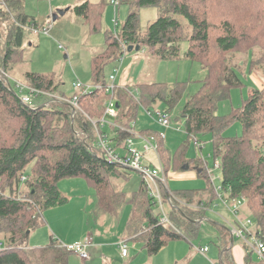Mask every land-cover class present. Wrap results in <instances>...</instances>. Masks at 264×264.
<instances>
[{
  "label": "trees",
  "instance_id": "16d2710c",
  "mask_svg": "<svg viewBox=\"0 0 264 264\" xmlns=\"http://www.w3.org/2000/svg\"><path fill=\"white\" fill-rule=\"evenodd\" d=\"M252 2L259 1L122 0L120 5H127L130 9L127 19L120 31L115 29L113 32H105L104 51L92 59V79L95 84L103 87L107 85L108 81L103 74L105 64L126 55L124 46H140L141 50L146 49L152 56L169 61L180 57L182 44L186 42L188 59L198 62L206 71L205 79L185 102L181 112L188 144L190 142L200 150L201 137H211L214 161H221L224 192L229 199L245 200L240 214L242 218L255 219V233L264 242V89H252L241 107L233 109L229 115H219L220 103L230 99L233 89H242L245 84L237 70L225 61L209 63L199 59L195 53L198 44L207 50L213 41L221 53L228 54L235 50L240 39L236 31L244 32L242 29L251 25L250 21H256L247 10ZM147 7L156 8L158 17L143 35L140 10ZM243 7H246L244 13L241 12ZM103 10V4L89 2L75 8L90 33L102 30ZM185 23L192 30L191 38L185 39L183 36ZM217 25H220L222 34L214 35L212 29ZM3 30L6 31L5 37ZM36 30L39 31L38 24L23 11L21 0H0L1 74L4 72L9 75L7 72L25 62L23 47L26 33ZM208 52L212 60L225 57ZM24 74L23 82L27 85L66 96L64 92H59L61 84L55 75L33 72ZM188 85L185 82H178L172 87L158 83L140 85V103L133 100L132 88L119 89L116 86L114 97L118 104L119 124L131 128L130 124L135 122L140 105L153 109L156 103L162 102L165 107L163 111H171L182 100ZM108 98L104 91L81 97L79 106L83 112L75 113L74 126H71L72 106L42 98L36 101L39 104L36 109H29L20 100L15 85L0 76V233L6 235L3 239L8 248L0 250V264L31 263L28 256L22 253L19 242H24L27 231L31 233L38 226L37 221H40L44 209L64 202L58 183L70 178L84 179L93 187L98 207L105 214L117 215L124 205H130L128 237L142 243V247L151 255L158 254L170 241L180 240V235L159 224L160 215L154 214L153 200L144 183L141 182L140 189L129 199L116 185V180L127 179L121 167L109 163L94 151L98 135L85 114L92 118L103 116L104 103ZM237 122L241 124V135L226 137L224 133ZM119 131L121 143L136 138L125 131ZM57 134L63 138L56 139ZM140 134L156 140L165 170H180L188 163L185 157L187 145L172 154L165 148L158 133L144 130ZM23 175H27L28 179L20 183ZM208 182L212 194L206 201L199 200L193 204L194 207L192 204L173 201L177 206L176 210L173 209L177 214L174 220L180 228L194 236L198 235L199 224L195 223L196 219L205 216L215 199L210 179ZM187 195L191 196L188 192L168 196L186 199ZM163 196L167 197L164 190ZM191 201L186 199V203ZM247 206L250 216L244 211ZM170 220L174 224L172 217ZM218 229V247L222 254L220 264H236L230 248L232 238L228 229L222 225ZM54 242L56 240L51 237L49 245L36 249L48 250V246ZM68 252L56 256L53 264H69L71 253ZM247 264H252L250 258Z\"/></svg>",
  "mask_w": 264,
  "mask_h": 264
},
{
  "label": "rangeland",
  "instance_id": "374dc122",
  "mask_svg": "<svg viewBox=\"0 0 264 264\" xmlns=\"http://www.w3.org/2000/svg\"><path fill=\"white\" fill-rule=\"evenodd\" d=\"M23 2V11L38 24L39 33L36 35L32 32L26 33V42L23 47V57L25 62L19 67L16 66L13 71L7 72L14 80L23 82L25 72H33L41 75H55L61 85L59 92H64L67 97L73 93V83L78 78L85 85L90 81L91 73L89 64L93 56L98 50L104 47L105 32L106 31H120L125 24L129 13L127 5H120L116 8L109 4L110 0H21ZM259 2H252L248 6L249 16L256 18V21H250L249 26L238 30L237 20V36L240 37L238 47L231 53H221L217 50L214 41L208 46L206 50L200 44L195 50L199 59L207 60L209 63L225 61L226 64L237 70L238 75L244 82V88L233 89L231 91L230 99L220 103L218 114L221 116L229 115L233 109L241 107L243 101L248 98L249 92L252 89H264V0H256ZM103 4L104 10L101 18L102 30L90 33L87 25L84 23L82 17H79L75 11L76 7H80L84 3ZM251 3V2H250ZM69 11L53 21V15L58 10ZM246 7H243L241 12L244 13ZM119 11V12H118ZM117 12V13H115ZM221 14V12L219 13ZM114 15L118 20V27H114ZM140 28L143 35L145 30L152 24L157 17V10L153 7H147L140 10ZM244 17V15H242ZM218 24L215 20H213ZM51 25L49 35L41 33L43 27ZM143 30V31H142ZM214 35L222 34L220 25L212 29ZM6 31H2L5 37ZM183 36L185 39L191 38L192 30L187 27V23L183 26ZM243 34V35H242ZM187 37V38H186ZM183 45L187 48V43ZM2 45H0V50ZM217 54L218 57L225 55L220 59L212 60L209 52ZM137 51L126 53L133 55ZM207 52V53H206ZM141 57V64L145 59H152L159 65L157 81L168 84L183 81L189 83L187 91L184 93L182 100L178 105L168 111L170 116V127L162 129L157 122L151 119L143 108H140L137 118V127L139 130L152 129L162 130L166 134L164 139L166 147L174 154L181 146H186L185 157L188 161H202L209 172L211 184L215 189V197L219 196V188L222 186V172L219 165L221 161L217 159L214 161L213 146L211 137H201L202 148L200 150L192 144H188V136L184 132V124L181 118V112L185 102L192 96L199 88L200 80L205 79L206 71L198 62H193L188 58L176 61H167L166 65H162L163 61L150 58L151 54L146 49L137 52ZM183 54V53H182ZM138 61V60H137ZM140 64V65H141ZM164 64V63H163ZM150 67V65H149ZM145 74L148 68L145 67ZM157 70V68H156ZM253 76V79L250 76ZM0 76L3 75L0 73ZM61 76V77H60ZM63 77V79H62ZM77 77V78H76ZM109 79V78H108ZM146 79V76L145 78ZM254 80V82H253ZM136 81V80H135ZM11 83V82H10ZM13 83V82H12ZM91 84V83H90ZM159 109H165L159 108ZM74 108L72 109L71 126H74ZM94 122V117H90ZM94 119V120H92ZM93 125V124H92ZM94 126V125H93ZM60 131V130H59ZM179 131V132H178ZM90 131L89 134L92 135ZM242 133L241 124L239 122L233 124L225 133L226 137L240 136ZM79 135V133H77ZM110 134V133H109ZM111 135V134H110ZM56 139L59 134L55 135ZM68 138L67 135H64ZM61 138V137H60ZM63 138V136H62ZM61 138V139H62ZM189 146V147H188ZM95 151V150H94ZM124 155V154H123ZM218 163V166H216ZM185 168V166H184ZM123 174L131 178L129 183L116 180L118 189L124 191L128 196H131L136 190L141 181L139 174H134L132 170L121 167ZM187 169V168H185ZM28 171L27 175H29ZM127 173V174H126ZM136 173V172H135ZM208 176V175H207ZM59 191L64 202L47 209H44L38 226L32 230L28 238L24 242H19V246L25 256H28L30 264H53L56 256L64 254L67 248L60 246L59 242H54L48 246V250L36 249L38 247H45L49 245L51 236H55L64 246L69 247L75 241L83 242L87 237L92 236L91 232L98 228L101 236H96V241L99 242L97 249L88 250L90 260L82 261L79 256L71 254L69 257V264H220L219 247L217 240L218 227L214 226L212 219L204 221L199 224L198 235L194 236L192 233L186 232L174 220L177 214L168 211V207H164L168 211L169 218L173 219L174 224L167 225L166 228L180 235V240L170 241L158 253V255H151L142 244L134 239L127 238L126 245L128 247L129 257L120 259L121 249L119 243L124 236V227L131 215V207L126 206L122 209L119 215L108 216L104 214L98 207L96 201V194L93 187H90L88 182L80 178L64 179L58 183ZM207 187L204 178L196 182L184 183H169L171 190H181L185 188L203 189ZM218 190V192L216 191ZM163 193V192H162ZM218 194V195H217ZM172 195V194H170ZM249 195V194H248ZM252 197V196H250ZM253 198V197H252ZM164 204H167L163 198ZM210 210L215 213H220L225 217V221H233L234 217L225 206L223 201L219 198L210 206ZM208 211V210H207ZM245 213L250 216L249 207H245ZM158 209L154 207V214L157 215ZM244 214V212H243ZM39 216V217H40ZM101 218H107L102 220ZM253 218V217H252ZM199 219V218H198ZM196 219V220H198ZM254 219V218H253ZM100 220L105 223L104 229L99 228ZM255 220V219H254ZM171 221V220H170ZM226 224V223H225ZM5 235V234H4ZM3 234L0 233V242L5 246ZM90 235V236H88ZM100 235V234H99ZM6 236V235H5ZM59 237V238H58ZM238 243V240H235ZM69 245V246H68ZM207 245L211 251L206 257L196 252L199 247ZM5 248V247H4ZM0 249V250H6ZM196 250V251H195ZM69 253V252H68ZM36 261V262H35Z\"/></svg>",
  "mask_w": 264,
  "mask_h": 264
},
{
  "label": "built area",
  "instance_id": "2783aa9c",
  "mask_svg": "<svg viewBox=\"0 0 264 264\" xmlns=\"http://www.w3.org/2000/svg\"><path fill=\"white\" fill-rule=\"evenodd\" d=\"M122 0H110V5L114 8L120 6V2ZM117 13V12H115ZM114 27H118V20L116 15H114ZM52 28L51 25L47 27H43L41 33L45 35H49L50 29ZM39 32V31H34ZM125 51L127 50V46H124ZM125 55V54H124ZM123 55V56H124ZM117 72V70H116ZM3 77L8 80L9 82H13L15 85V90L17 91L20 100L22 103L27 106L29 109H36L38 107L36 101L39 102L42 98H47L50 102L60 103L70 105L74 108V115L77 111H82L81 107L79 106V100L81 97H87L94 92L97 91H104L110 98L105 103V112L103 115V119L99 122L91 123L94 125L97 131V142L95 144L94 150L102 156L105 160L109 163L130 169L135 171L141 177V181L144 183L151 199L153 200L152 203L154 207L158 209L159 212V224L160 225H171V221L169 219L168 213L165 211L163 199L160 193V187L165 186L166 180L163 174V170L161 168H151L148 165L144 164V155L136 150L133 147V139L129 138L127 140L126 146V153L124 155L119 154L116 149L112 146V142L110 138L103 133L101 128L106 124L109 123L108 119L116 120L118 117V108L117 102L114 97V93L116 90V74H112L109 76L108 83L106 86L91 83L89 85H85L81 82V80L77 79L74 84V93L67 97L61 94H55L47 91H43L34 87L27 85L24 82H20L11 78V76L7 75L6 73L2 72ZM147 113L153 117L160 126L164 128L170 127V116L167 111L154 109L151 111H147ZM122 129V128H121ZM121 131H125L129 133L131 136L140 137L136 132L133 126L131 128H126ZM160 137L165 139V134L161 133ZM152 139V138H151ZM146 150L155 149L151 144V141L146 140ZM153 140V139H152ZM218 166V163H216ZM221 168V164L219 165ZM209 172L211 170H208ZM28 179L27 175H23L20 177V183L26 182ZM218 192V190H216ZM220 194L218 198H220L225 207H228L229 211L232 212L234 221L232 223H228V228L230 230L231 236L234 240H240L242 243H245L249 250L256 253L259 258L264 259V242L256 235L255 233V220L251 217L242 218L241 211L244 207L245 200L243 198H232L229 199L227 194L224 192L223 187L219 188ZM93 245L92 238L87 237L83 242L77 243L75 245L67 247L69 252H73L79 255L82 259L86 260L89 258L88 250ZM121 249V254L123 257L128 256V247L126 245V241L123 239L118 244ZM6 246L0 242V249H5ZM199 252L203 255H206L209 252V247L204 246L199 249Z\"/></svg>",
  "mask_w": 264,
  "mask_h": 264
},
{
  "label": "crops",
  "instance_id": "0c3cea01",
  "mask_svg": "<svg viewBox=\"0 0 264 264\" xmlns=\"http://www.w3.org/2000/svg\"><path fill=\"white\" fill-rule=\"evenodd\" d=\"M157 17H158V13H157ZM157 17H156V19H157ZM33 33L37 35L39 32H33ZM104 48H105V46L101 50H98L96 52L97 54L95 56H97L98 54L103 52ZM186 50H187V48L182 44V51H181L180 57L178 59H172V60H169V61H173V60L176 61V60H181V58L182 59L188 58L186 56ZM93 57H92V59H93ZM140 57L141 56L137 52L135 54H133V55L132 54L131 55H127L126 54V55H124L122 57L120 56V58H118L117 60H115L113 62H110L109 64H105V67H104V70H103L104 77L106 78L107 81H108V78H109L110 75L116 74L115 84H116L117 88H119V89L120 88H132L131 91H133V92H131V94L134 97L133 100L136 103H140V100H141L140 99V91L138 89L140 85H143V84L151 85V84H154V83H158V84H165L167 86L172 87L176 83H178V82H176V83L171 85V84H168V83L157 81V77L156 76H158L159 65L156 64L155 60H152V59H149V58L145 59L144 63L141 64L142 61H140ZM150 58L157 59L158 61H163L164 64L162 63V65H166L167 64V61L161 60V59H159V58H157L155 56H152ZM92 59H91V62L89 64V70H90V73H91L90 81L87 82L89 84L93 83V79H92L93 78V74H92ZM185 61H186V59H185ZM149 65H150V67H149ZM145 67L148 68V71H147L146 74H145V70H144ZM156 68H157V70H156ZM116 70H117V72H116ZM145 76H146V79H144ZM250 77L253 79L252 75ZM62 79H63V77H62ZM201 81L202 80H200L197 83H200ZM180 82H183V81H180ZM253 82H254V80H253ZM72 91L74 93V89ZM109 98H110V96H109ZM106 102H107V100L105 101V103ZM105 103H104V105H105ZM139 107L143 108L145 110L146 114L151 119H153L155 122H157L153 117H151L147 113V111H151V110H154V109L163 110V109H159V108H163L164 104L162 102H158V103H156L154 105L153 109H146L142 105H140ZM117 108H118V105H117ZM140 108L138 109V112H139ZM85 116L87 118H89V120H91L88 115L85 114ZM137 118H138V113H137ZM137 118H136L135 122H132L130 124L131 127L133 126V128H135V132L140 136L139 138L137 137V138L133 139V147L144 155V164L145 165H148L151 168H161L163 170V174L165 176L166 184H165V186H161L160 187V193H161L162 199L164 198L166 203H167V204H164V201H163L164 207H168L167 210L168 211L170 210V211L173 212V209L176 210V208H177V206L175 205V203L173 201H176L178 204H192V207H194L195 205H193V204H196L197 201L200 200L202 202V201H206L207 199H209L210 198L209 195L212 194V191H210L208 189L209 188L208 179H210V178H209V171L207 169V166L202 161L197 160V161H188V163L185 164V168H187V169H185L183 167L180 170H176V169H173V168L169 169L168 171L165 170L164 169V165H163V161H162L161 156H160V151L158 150V146H157L156 140H154V139L152 140L151 138H146L144 135L140 134L144 130H152V129L147 128V129H144V130H139L138 127H137ZM94 119H92V120H94V122L99 123L103 119V116H101L100 118L95 117ZM108 122L109 123H106L101 128L102 132L105 133L110 138V141L112 142V146L116 149V151L119 154L123 155V154L126 153L127 140L125 141V143L119 142V139H120L119 137L121 135L119 130H123V129H126V128H124L122 125L119 124V119L118 118L116 120L108 119ZM157 124H158V122H157ZM162 129H164V127H162ZM152 131L158 133L159 136H160L161 133L165 134V132L162 131V130H159V131L152 130ZM185 135H186V133H185ZM144 139L151 141V144L153 145V147H155V149L153 148V149H150V150H146L145 149L146 141ZM165 139H167L166 138V134H165ZM163 141H165V140L163 139ZM192 145L194 146V144H192ZM164 146L170 153L172 152V151L169 150V148L166 147L165 142H164ZM189 146H190V142H189ZM200 170H202V171H200ZM132 173L137 174V173H135V171L132 172ZM207 177H208V179H207ZM201 178H204L205 181H206V184H207V187H205L203 189L185 188V189H181V190H171L169 188V183H184V182H187V181H190V182L194 183V182L200 180ZM130 179L131 178L128 176L127 179L124 178V179H121L120 181H123L125 183H127V182L129 183ZM141 182L142 181H140L138 188L136 190H134L133 193L140 189ZM210 182H211V180H210ZM90 187H92V186H90ZM211 188L213 189V191H215V189L213 188L212 184H211ZM163 190L167 194V197L163 196V193H162ZM120 191H122V190L120 189ZM122 192H124V191H122ZM178 192H184V193L188 192L191 196L187 195L186 199L187 200L188 199H192L193 201H191L189 203H186V199H181L178 196H168L169 194L175 195ZM127 197L130 199L132 197V195L131 196L127 195ZM218 199L219 198L216 196L215 199L212 201L211 205L213 204L214 201H216ZM96 201H97V198H96ZM126 206H130V205H128V204L124 205L123 208H125ZM97 207H98V201H97ZM226 208L228 209V207H226ZM121 211L117 215H119L121 213ZM168 211H167V213H168ZM106 215H108V214H106ZM108 216H115V215H108ZM208 218L212 219V222H213L214 226H216V227H219L221 225L225 226L228 229L229 233H230V230L228 228V223H232L234 220L233 221H229V220L225 221V217L222 214L215 213L214 211L210 210V208L206 212L205 216H203L199 220L195 221V223L201 224L204 221H207ZM101 219L105 220L107 218H101ZM102 220H100L101 224H100L99 228H103L104 229L105 223L103 224ZM128 221H129V219H128ZM128 221L126 222V225L124 227V236L122 237V240L124 239L126 241H127L126 236H127V238H129L128 237V231H127ZM99 231L100 230L98 228H96V230L91 232L92 236L88 235V236H90L92 238V242H93V245L90 247V251H92L90 254H93L94 249H97V247L99 246V242L96 241V239H95L96 236H101L102 235L101 233H99ZM216 235H217V240H218V238H219V229L217 230ZM230 236H231V233H230ZM51 237H53L56 241H58L63 247L67 248L66 246H64V244L62 242H60L57 238H55V236H51ZM231 238H232V236H231ZM77 243H80V242L79 241H75L73 245H75ZM231 245H232V241L230 243V248L232 250V255H233V258H234L236 264H247L248 258L251 259L252 264H264V259L259 258V256L256 253L250 251L248 246L245 243H242L240 240H238V243H235V240H234L233 241V245L232 246ZM70 246H72V245H70ZM205 246H207V245H205ZM200 248H202V247H199L198 249H196L197 251L196 250L195 251L199 252ZM210 251H211V249L209 248V252L207 254H209ZM70 253L74 254V255H77V254H75L73 252H70ZM199 254L204 256V257L207 256V254L203 255L200 252H199ZM156 255H158V254H156ZM218 255H219V259H221V257H222L221 252H219ZM77 256H79V255H77ZM128 257H129V252H128V256L127 257H123L122 254H120V259L121 260L122 259L124 260V258H128ZM79 258L82 261H87V260L82 259L80 256H79ZM90 258H91V256H90Z\"/></svg>",
  "mask_w": 264,
  "mask_h": 264
},
{
  "label": "water",
  "instance_id": "95a60500",
  "mask_svg": "<svg viewBox=\"0 0 264 264\" xmlns=\"http://www.w3.org/2000/svg\"><path fill=\"white\" fill-rule=\"evenodd\" d=\"M69 9L70 8H67L65 10H58L57 13L55 15H53V21H56L59 17L64 16L69 11ZM140 50H141L140 46H134V45H130L127 48V52L128 53H131L133 51H137L138 52ZM200 171H202V170H200ZM29 234H30V231H27L26 237L29 236ZM233 241H234V239L232 238V245H233Z\"/></svg>",
  "mask_w": 264,
  "mask_h": 264
}]
</instances>
